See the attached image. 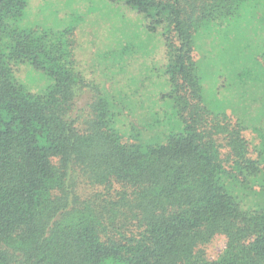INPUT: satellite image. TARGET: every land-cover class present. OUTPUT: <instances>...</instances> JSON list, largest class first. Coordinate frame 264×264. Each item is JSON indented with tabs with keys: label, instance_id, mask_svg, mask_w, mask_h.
Segmentation results:
<instances>
[{
	"label": "trees",
	"instance_id": "obj_1",
	"mask_svg": "<svg viewBox=\"0 0 264 264\" xmlns=\"http://www.w3.org/2000/svg\"><path fill=\"white\" fill-rule=\"evenodd\" d=\"M110 1L162 37L163 108L88 80L69 31L23 26L27 0H0V264H264V104L254 122L212 105L193 57L197 33L239 26L264 0ZM22 63L44 90L16 79ZM253 63L235 72L250 94L264 40Z\"/></svg>",
	"mask_w": 264,
	"mask_h": 264
},
{
	"label": "rangeland",
	"instance_id": "obj_2",
	"mask_svg": "<svg viewBox=\"0 0 264 264\" xmlns=\"http://www.w3.org/2000/svg\"><path fill=\"white\" fill-rule=\"evenodd\" d=\"M256 7L254 13L244 15L239 26L228 29L214 27L197 33L193 52L199 63L207 101L248 122H254L262 112L258 106L264 104V82L250 94L238 86L235 72L237 69L242 72L245 69L242 61L244 64L248 61L246 66L249 68L245 69L244 76H250L254 54H258L264 40V1ZM22 25L53 32L69 31L74 39L78 68L88 80L111 87L116 95L128 90L119 87L135 85L131 90L141 94L139 103L148 108L157 96L158 102L153 106L163 108L159 100L160 83L165 76L162 37L159 31H148L143 16L124 3L110 0H27ZM131 41L137 47L131 53L121 54V47ZM256 68L253 76L260 72V67ZM15 76L30 92H40L50 83L43 71L28 63L18 65ZM259 77L258 73L257 79ZM89 95L84 90L77 99V107H85ZM142 113L134 108L132 115ZM244 135L252 145L257 142L252 131L247 130ZM224 244V237L217 236L206 247L207 255L215 258Z\"/></svg>",
	"mask_w": 264,
	"mask_h": 264
}]
</instances>
